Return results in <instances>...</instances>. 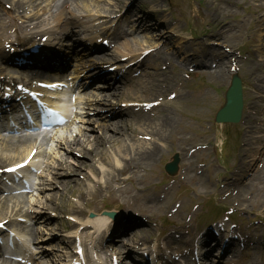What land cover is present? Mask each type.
Here are the masks:
<instances>
[{
    "label": "rangeland",
    "instance_id": "1",
    "mask_svg": "<svg viewBox=\"0 0 264 264\" xmlns=\"http://www.w3.org/2000/svg\"><path fill=\"white\" fill-rule=\"evenodd\" d=\"M16 1L27 6L26 1L28 0ZM98 1L103 7L101 12L104 14L100 17L104 24L110 25L107 22L109 19H115V17L110 18L109 14L114 15L115 13L118 14L116 17L118 19L113 21L116 29H119L121 25L126 28L127 25L138 24V28L133 27L136 29L134 33L132 32L133 37L129 35L131 31L126 34L122 33L123 31L119 32L117 39H115L117 45L123 48L130 43L133 45L132 41H136V44L144 43V48L150 47L152 49L146 58L152 67L151 70H142L138 80L131 77V80H127L125 88L127 92L129 90L128 99L137 97L138 99H153L157 97L156 87L159 88L162 84V89H167L165 96L174 91L178 92H174L176 94L173 98L164 97L163 99L166 100L167 98V100L162 102L168 110V114L170 112V115H174L176 118L174 117L171 121L173 127L164 130V140L156 141L155 146L160 148V151L151 161L152 164L149 162V164L143 165L142 163L135 167L129 160L134 157L131 148L134 141L131 142V139L134 138V132L140 129L138 124L146 122V118L148 120L153 118L152 113L154 111L147 112L148 110L143 107L141 113L143 120L129 118L127 123L129 128L119 143L113 141L117 135L108 131L114 137H111L107 142L93 145L95 152L91 153L88 149L92 146L91 142H94V136L97 133L90 131L89 134L85 135L86 137H79L82 142L74 146V153L66 154L64 151L58 154L57 159L60 160L55 163L57 172L53 170V175L43 177L48 179V186L44 187L36 201L32 199L34 201L32 204L36 203L38 210L50 218L48 223L45 222L47 224H36V227L38 225L40 240H46L52 236L49 242L45 243L46 241H44V243L51 252L56 253L55 258L60 262H63L61 260L63 252H61L60 246H73L76 234L87 247L90 243L92 227L90 224H82V221L77 219V212L79 211L86 212L85 218H88V211H94L93 213L103 209L116 211V219L108 220L109 224L104 237L108 238L109 233L114 229L129 226L127 228L129 235L126 236L125 233H121L120 237H132L129 243L131 244L130 247L147 242L168 243L175 235L174 231L186 230L188 234L194 232L197 223L192 208L190 211L188 209V200L197 199L193 202V206L199 203L201 191L209 178L211 180L209 182L210 187H215L217 182L220 185L230 182V180L224 181L215 176V170H218L215 156V151L218 148L216 143L218 142V130L213 128V121H208L204 126L203 124L201 126L200 119L207 116L209 118L213 111L220 106L234 63L236 70L245 80L246 98L242 118L244 116L245 119L249 116L248 123L252 119L251 116H255V110L252 111L250 107L251 95L256 91V86H260L259 89L264 90V41L262 37L264 34V0H234L231 2L218 0ZM0 2L12 12V16L10 15L12 20L16 18L19 22L23 21L21 23L25 25L22 27L20 24L22 33L45 31L49 28V18L43 16L39 22L33 20L34 27L26 30L27 22L24 15H20V18L15 15L17 13L13 9L15 0H0ZM46 3V0H43L42 7ZM31 8H34V5L27 7V10ZM123 11L125 13H120ZM141 16L146 17V21L142 22L145 23V27L139 28L141 25L138 23L139 20L128 21V19L133 20V17L137 19ZM11 17L1 19L0 38L2 39H7ZM11 37L13 39L15 34ZM199 61L202 64L197 65ZM143 64L145 65V62ZM153 64L155 68L159 66L160 70L155 71ZM251 79L254 84L251 83ZM176 81L179 83L177 84ZM197 93L200 95L198 98L195 96ZM182 94L185 95L184 99L180 98ZM191 101L194 102L193 105ZM214 104L215 108L210 112L209 110L214 107ZM260 105V102L257 103V108H260ZM263 117L261 115V118ZM181 120L186 121L187 125L193 126L192 130L186 131L184 128L175 130V126H178V122ZM150 121L155 122V118L154 121ZM120 125L124 130L126 129L122 123ZM226 127H228L229 132L235 130L239 133L236 156L234 155V160L231 163L233 169L241 165L242 154L245 149L246 152L248 151L247 158L249 160L256 159L255 157L259 159L256 161L258 163H255L254 160L250 161L255 163L252 168L257 169L253 176H247L246 179L233 185H227V191L230 192L229 202L226 200L224 202L228 207L236 210L238 219L236 225L242 228L243 233L249 232L253 236L256 235L264 239V150L261 149L264 147V139L263 145L260 146L253 139L256 133L245 131V125L243 127L242 125H228ZM154 132L156 131L152 130V133ZM261 135L264 138V131L261 132ZM179 136L186 138L185 142H182L178 138ZM88 137H90L89 140ZM192 137H195V144L201 142L205 147H195V151L191 150L190 148L194 147L190 141L193 139ZM233 143L237 144L235 138H233ZM253 147L256 148V151L251 157L250 153L254 151ZM80 150L81 154L78 152ZM256 152L258 154L255 155ZM127 153L128 155H126ZM174 153L181 156L179 174L174 182L166 184V192H161L152 185L158 181L160 183L170 181L163 170L162 161L170 160ZM79 154L84 157H80ZM223 156L225 157V155ZM229 156L231 155L229 154ZM114 157H118L120 163L119 165L115 164V169L110 172L107 165L113 162ZM127 164L128 169L121 174L120 169ZM259 164H261L260 167ZM238 170L240 174L242 168L239 167ZM193 171L196 173L195 177L198 178L195 184L197 190L194 193L189 185L182 184L191 176ZM184 175L187 177L185 178ZM198 175H201V178ZM127 176H131V179L123 182L122 177ZM231 177L236 178L234 175ZM172 183L174 184L170 185ZM183 187L188 188L192 195L191 198H188L190 194L186 190L177 202L181 206L176 213L164 211L169 200L171 201L178 189ZM109 190H111L109 192L111 197L108 196ZM111 198H115V200ZM111 200L112 202L115 201L114 206L111 204ZM160 205L162 206L161 209L159 208ZM163 216L171 224L166 227L165 233L162 234V231L159 230L162 224L160 218ZM183 217L188 219L187 222ZM224 222L227 223V221ZM173 223L175 225L171 226ZM139 225L144 227L137 229L136 226ZM131 229L133 230L130 233ZM233 230L236 231L237 229ZM138 241L142 242L138 243Z\"/></svg>",
    "mask_w": 264,
    "mask_h": 264
},
{
    "label": "bare ground",
    "instance_id": "2",
    "mask_svg": "<svg viewBox=\"0 0 264 264\" xmlns=\"http://www.w3.org/2000/svg\"><path fill=\"white\" fill-rule=\"evenodd\" d=\"M37 1L38 0H28L27 6H29V5L33 6L34 5V7L37 8L38 5H39L38 4L39 1L38 2ZM218 1H220V2H223V1L231 2V1H234V0H218ZM14 6H15L16 9H19L20 11L22 9L26 8L25 5H22V4L20 5V3H15ZM35 8H31V10L38 11ZM39 11H42V6H40ZM24 13H26V11ZM36 14H37V12L32 13L31 15L26 14L25 19L26 20H35V19H37V18L42 16V14H41L39 17H37ZM145 19L146 18L143 17V18L140 19V21L142 22ZM146 24L149 25V23H147V22H146ZM263 38H264V36H263ZM132 42H133L132 43L133 45H131V43H130L129 45L123 46L122 49L126 50L127 48H130L127 51H138L139 49H141L143 47V45H145L144 43L143 44L142 43L136 44L137 43L136 41H132ZM1 53L5 56L4 52H1ZM1 57L2 56L0 55V58ZM7 57H9V56H7ZM162 87H163L162 84L160 85L159 88L156 87V95L158 97L162 96V95H165V93L167 92V90H163ZM180 98L184 99V97L182 95H181ZM257 99L260 100V102L262 101V97L261 96H254L253 97L254 101L257 100ZM142 100H147V99H140V98L138 99V97L134 98L135 102H139V101H142ZM139 103H142V102H139ZM191 103H192V105L194 104L193 101ZM58 108L60 110H62L63 112H65V113L67 112V108H65V107L63 108V105H59ZM136 108H139V107L136 106ZM108 112L110 113L111 116H113L115 114H119V115L122 114L120 109H117V110H114V111L112 109V110H110ZM139 116H140V113L137 112L136 117L139 118ZM139 119H142V118H139ZM262 120H263V123H261V124L258 123V120H257V123L256 122L255 123H251V126H249V128L253 129V133L258 132V131L262 132L261 125L262 126L264 125V118H262ZM169 123H170V121L168 120V118L165 116L164 112L161 109H160V115L158 116V118L155 120L154 123L151 122V121H148V120H146V122H142V124H138L137 123L140 129H139L138 133H134V134L136 136L137 135L140 136L141 138H138V140H135V138H132V140L134 141V143H132V145H131L132 146L131 147L132 148V156H134L133 157L134 164L142 163V161H145V160H151V158L155 155V151H156V147L153 146L151 144V142L149 141L150 139H152V138L154 139L155 138V137L152 136V134H153L152 130L155 131V129H156V132L160 133L163 129H166V128L168 129L170 127ZM253 124H254V127H253ZM113 130H114L115 134H119V135H117L116 138L114 136H112V137H114L113 141L115 143H119L121 141L122 137L125 135V132L121 131V129L118 128V127H114ZM141 131H143V132H141ZM261 137L260 136H256L255 137L256 142L258 141L257 143H261V139H262ZM143 138H146L147 140H145V139H144V141L143 140H139V139H143ZM110 139H111V137L108 136L106 134V132L102 131L100 135L96 136L94 144L95 145L96 144H101V143L109 141ZM156 139L159 140V138H156ZM135 141H137V142H135ZM10 142L6 143L5 146L10 145V147H12V145H14V147H17L20 144L27 143L28 140H17V141H10ZM30 148H31V146L28 147V148L22 149L21 151L13 152V153H11L9 155H5V156H3L4 159H2V161L7 162L9 159H11L14 156H17V157L21 158V157L25 156L28 153V150ZM81 149H83V147ZM126 150H128V149H126ZM78 152L81 154V150L78 151ZM89 152H91V153L95 152V148L94 147L90 148ZM126 155H128V153ZM82 156L83 155H80V157H82ZM100 158H101V154H100ZM125 169L126 168H123L122 172H124ZM126 179H128V178H126ZM4 205L5 204H3V205L0 204V210L2 208H4ZM86 222L92 223L94 231L96 233V237H92L91 239L93 240L95 246L99 247V241H100L99 231L103 230L107 226V223L104 221V218H102V217L86 220Z\"/></svg>",
    "mask_w": 264,
    "mask_h": 264
},
{
    "label": "water",
    "instance_id": "3",
    "mask_svg": "<svg viewBox=\"0 0 264 264\" xmlns=\"http://www.w3.org/2000/svg\"><path fill=\"white\" fill-rule=\"evenodd\" d=\"M238 85L236 84V81L233 80V84H232V87L228 90L227 92V99H228V103L230 104V106L226 107V113L227 114H230L229 118L230 120H235V117H234V112H237V109H236V103L238 104ZM237 99V100H236ZM235 103V104H234Z\"/></svg>",
    "mask_w": 264,
    "mask_h": 264
},
{
    "label": "snow or ice",
    "instance_id": "4",
    "mask_svg": "<svg viewBox=\"0 0 264 264\" xmlns=\"http://www.w3.org/2000/svg\"><path fill=\"white\" fill-rule=\"evenodd\" d=\"M19 167V166H18ZM13 171H14V169H13Z\"/></svg>",
    "mask_w": 264,
    "mask_h": 264
}]
</instances>
